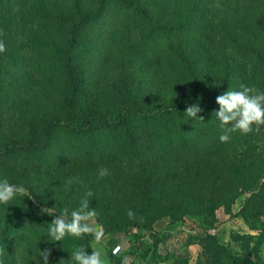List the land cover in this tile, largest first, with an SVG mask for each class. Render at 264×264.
Listing matches in <instances>:
<instances>
[{"label":"rangeland","instance_id":"374dc122","mask_svg":"<svg viewBox=\"0 0 264 264\" xmlns=\"http://www.w3.org/2000/svg\"><path fill=\"white\" fill-rule=\"evenodd\" d=\"M192 5L191 18L200 26L192 35L197 73L210 80L208 99L211 98L214 110H219L216 97L230 87L238 89L244 83L264 91V0H192ZM17 13L23 14L21 10ZM19 14L13 18L4 16L0 21V39L6 46L0 54V80L16 79L20 85L31 87L29 92L22 89L14 98L0 96V179L24 186L29 196H18L9 205L0 204V235L5 229L2 213L9 209V235L18 238L15 264H44L40 251L45 249H51L49 264H59L61 260L62 264H74L70 253L78 246L86 247L89 254L95 248L109 264H121L125 256L131 264H264V184L260 182L264 178V129L259 134L236 132L230 142L221 143V129L215 117L209 115L206 125V120L197 119L195 146L189 153L194 158L189 163L187 156H169L166 170L176 179L159 192L146 189L128 193L102 188V167H93V159L101 154H75V144L89 145L91 138H96L77 136L67 129L52 130L51 144L60 149L52 151L47 162L39 157L33 164L41 155H30L25 149L30 144L42 145L37 143L34 126L53 111L48 99L35 94V86L44 75H39V70H50L51 78L54 73L45 62L48 48L44 51L36 45L33 51L29 49L30 43L42 37L33 30L29 32L30 24L26 28ZM59 26L51 32L53 37L46 36L54 41L65 38V31ZM189 36L187 31L182 32L183 39ZM116 38L117 42L127 41L121 35ZM188 52V46L183 45L178 62L181 97L186 95ZM34 53L42 59L40 65L34 60ZM9 63L14 67L10 75L4 70ZM109 69L114 76L115 70L111 71L112 66ZM198 116L205 119L202 111ZM95 132L100 134L102 130ZM185 153L182 148L176 152ZM109 155L112 156L110 152L104 156L106 162ZM113 161L114 158L103 167L109 171L106 177L116 175L110 166ZM73 177L83 183L74 181L69 185L67 182ZM89 190L94 193L89 197L90 208L98 213L93 223L105 233L102 242L97 244L91 235L50 242L48 228L53 219L42 209L57 215L64 207L75 209ZM118 194L162 196L165 200L160 205L148 204V209L143 206L152 215L130 219L128 212L141 208L112 203L110 198ZM188 197V201L179 203ZM192 198L201 199V204ZM185 212L188 214L183 215ZM117 246L121 251L113 255Z\"/></svg>","mask_w":264,"mask_h":264},{"label":"trees","instance_id":"16d2710c","mask_svg":"<svg viewBox=\"0 0 264 264\" xmlns=\"http://www.w3.org/2000/svg\"><path fill=\"white\" fill-rule=\"evenodd\" d=\"M193 10L192 0H63L55 3L51 0H0V21L4 16L21 15L26 28L30 24L28 31L33 30L42 37L30 43L29 49L33 51L36 45L44 51L48 48L45 62L54 73L51 78L48 77L50 70H39V75H44L35 86V94L48 99L53 111L34 126L37 143L42 145L30 144L25 149L30 155H41L33 164L39 157L47 162L50 153L60 149L51 144L52 130L67 129L77 136L96 138H91L89 145L75 144L77 155L101 154L97 160L93 159L96 164L93 167H104L114 158L110 166L116 175L102 178L99 183L102 188L131 193L146 189L159 192L168 187L176 178L166 170L167 158L187 156L190 163L195 156L189 153L195 146L197 122L187 116L183 118L186 108L199 103L206 120L204 125L214 111L213 102L208 99L210 80L197 73L193 51L196 43L192 35L200 26L191 18ZM57 24L64 29L65 38L54 41L49 36L53 37L51 32ZM92 30H95L93 34ZM184 31L190 35L188 39L182 38ZM117 35L126 37L127 41L117 42ZM183 45L188 46L189 52L185 54L186 95L181 97L178 62ZM34 55L40 65L42 59ZM111 66L114 76L108 70ZM13 68L10 63L4 66L8 75ZM16 81L0 80L1 99L14 98L22 89L30 91L31 87ZM100 129L102 132L96 136L95 131ZM179 148L187 152L186 155H177ZM109 152L113 157L109 155L106 162L104 156ZM20 197L29 199L28 195ZM189 199L183 198L179 203ZM164 200L162 196L129 194L110 198L112 203L140 207L132 212L137 218L152 215L143 206L148 209V204L160 205ZM192 200L201 204L199 198ZM8 210L2 213L5 229L4 235H0V252L3 253L0 261L15 264L18 238L9 235L8 226L12 221ZM47 215L54 219L52 215L57 214Z\"/></svg>","mask_w":264,"mask_h":264},{"label":"clouds","instance_id":"9594fccd","mask_svg":"<svg viewBox=\"0 0 264 264\" xmlns=\"http://www.w3.org/2000/svg\"><path fill=\"white\" fill-rule=\"evenodd\" d=\"M3 30H0V36ZM6 51L5 43L0 39V53ZM216 103L219 110L212 112L221 129L219 140L221 143H228L233 133L239 132L241 135H249L253 132L259 134L264 129V91L255 86H249L241 83L238 89L229 88L228 91L216 97ZM202 111L199 103L191 104L185 110L184 115L191 120L204 121L203 116H198ZM109 175L107 168L99 170V176ZM83 183L79 177H73L68 180V184L73 182ZM264 184V178L260 181ZM27 196V189L22 185L10 183L6 178L0 179V204L9 205L18 196ZM94 196L92 191H86L79 201V206L69 210L64 207L59 215H52L55 218L49 224L48 238L50 242H62L66 238L83 239L91 235L94 241L99 244L102 242L105 233L97 226L94 221L98 215L97 210L90 208L89 197ZM42 211L48 213L45 208ZM130 219L134 214L129 211ZM121 249L117 246L113 249V255H119ZM0 255H3L0 252ZM51 249L40 251V257H43L44 264H49ZM70 259L74 264H109V261L100 251L92 248L91 254L86 251V247H74L70 253ZM61 260L59 264H62ZM0 264H3L0 261ZM121 264H131L130 259L123 257Z\"/></svg>","mask_w":264,"mask_h":264}]
</instances>
